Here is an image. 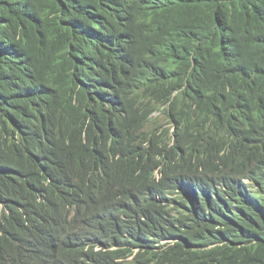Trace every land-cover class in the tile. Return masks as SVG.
<instances>
[{
	"label": "clouds",
	"instance_id": "obj_1",
	"mask_svg": "<svg viewBox=\"0 0 264 264\" xmlns=\"http://www.w3.org/2000/svg\"><path fill=\"white\" fill-rule=\"evenodd\" d=\"M54 69L40 57L24 60L0 39V71L21 75L13 92L24 118L10 135L14 154L0 153V264H241L258 210L249 198L264 195L261 172L235 158L248 100L227 105L222 92V103L206 112L193 92L174 105L176 89L167 101L146 99L128 111L118 105L111 114L132 118L126 151L84 159L82 147L94 150L100 124L64 118L52 99L35 94ZM32 140L55 167L64 165L60 175L25 165L22 150ZM61 142L70 154L65 164ZM115 177L138 180L124 199L101 208Z\"/></svg>",
	"mask_w": 264,
	"mask_h": 264
},
{
	"label": "trees",
	"instance_id": "obj_2",
	"mask_svg": "<svg viewBox=\"0 0 264 264\" xmlns=\"http://www.w3.org/2000/svg\"><path fill=\"white\" fill-rule=\"evenodd\" d=\"M0 39L15 44L24 60L40 57L57 67L34 92L52 99L62 117L100 124L94 150L82 147L84 159L126 151L132 118L111 114L118 105L128 111L146 99L167 101L176 89L174 105L193 92L206 112L222 103V92L227 105L248 100L244 144L235 158L252 173H262L256 181L264 192V0H0ZM121 47L127 50L120 59ZM19 76L0 71V153L8 155L15 152L10 135L24 120L17 103L21 95L13 92ZM58 154L64 164L70 158L62 142ZM22 157L26 166L52 179L64 169L34 140ZM137 180L109 181L101 208L124 199ZM249 201L258 210L241 264H264V195ZM9 253L16 258L13 249Z\"/></svg>",
	"mask_w": 264,
	"mask_h": 264
},
{
	"label": "bare ground",
	"instance_id": "obj_3",
	"mask_svg": "<svg viewBox=\"0 0 264 264\" xmlns=\"http://www.w3.org/2000/svg\"><path fill=\"white\" fill-rule=\"evenodd\" d=\"M138 16V15H137ZM187 57V56H186ZM90 60V58H88V61ZM226 68V67H225ZM84 81V80H83ZM84 83H86V82H84Z\"/></svg>",
	"mask_w": 264,
	"mask_h": 264
}]
</instances>
